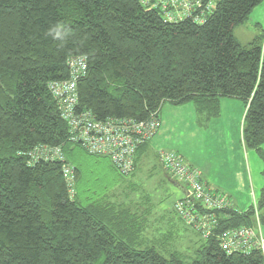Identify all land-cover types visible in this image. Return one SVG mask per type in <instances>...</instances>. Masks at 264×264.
I'll list each match as a JSON object with an SVG mask.
<instances>
[{"label":"trees","instance_id":"16d2710c","mask_svg":"<svg viewBox=\"0 0 264 264\" xmlns=\"http://www.w3.org/2000/svg\"><path fill=\"white\" fill-rule=\"evenodd\" d=\"M262 1L219 0L198 25L168 22L142 0H0V264H263L258 251L226 255L216 240L253 228V208L218 213L206 240L186 227L199 248L184 261L148 246L143 203L79 198L75 151L106 158L70 141L49 87L67 81L68 60L81 57L86 70L74 110L100 122H144L165 103L215 115L220 99L238 100L246 108L244 147L264 160V32L247 48L233 35ZM147 144L136 151L134 169ZM36 147L58 150L63 162L31 163ZM64 165L73 168V196ZM257 207H264V186Z\"/></svg>","mask_w":264,"mask_h":264},{"label":"built area","instance_id":"2783aa9c","mask_svg":"<svg viewBox=\"0 0 264 264\" xmlns=\"http://www.w3.org/2000/svg\"><path fill=\"white\" fill-rule=\"evenodd\" d=\"M146 10L157 11L168 22L190 19L202 25L211 16L219 0H142ZM69 79L65 82L51 83L60 108V116L70 129V141L79 144L88 154L105 157L116 171L123 176L134 169L138 148L149 143L160 127L158 114H151L144 122L126 119L95 120L88 112L75 113L77 103L76 83L84 76L86 63L84 58H71ZM162 170L185 187V195L172 206V212L185 227L194 231L201 239L214 236L217 228V214L233 210L226 196L213 194L204 185L202 173L188 165L180 155L174 152H161L158 155ZM29 160L63 162L58 150H46L36 147L29 154ZM62 175L67 184L69 195L73 196V168L64 165ZM259 223L257 222V226ZM219 247L226 255H247L258 251L263 257L264 240L250 227L233 228L216 236Z\"/></svg>","mask_w":264,"mask_h":264},{"label":"crops","instance_id":"0c3cea01","mask_svg":"<svg viewBox=\"0 0 264 264\" xmlns=\"http://www.w3.org/2000/svg\"><path fill=\"white\" fill-rule=\"evenodd\" d=\"M245 25L264 28V0L252 10ZM191 105H162L159 130L142 149L138 162L149 160L150 164H156L150 165L153 170L157 166L162 170L158 155L161 152L177 153L188 165L202 173V181L211 193L226 196L236 212L244 213L253 208V229L264 240V226L258 222V216L264 218V207L257 211L264 186L261 174L264 160L244 147L242 124L245 106L235 99H220L215 115H210L208 111L198 112ZM178 130L184 132L180 134ZM172 133L177 138H173ZM261 150L264 157V145ZM174 184L181 193L180 199L186 193L185 187L178 182ZM143 204L138 208L147 212V224L149 221L152 224L151 218L157 205L150 199L144 200Z\"/></svg>","mask_w":264,"mask_h":264},{"label":"rangeland","instance_id":"374dc122","mask_svg":"<svg viewBox=\"0 0 264 264\" xmlns=\"http://www.w3.org/2000/svg\"><path fill=\"white\" fill-rule=\"evenodd\" d=\"M263 32L264 28L260 29L253 25L249 27L245 24L234 29L235 39L237 38L236 40L246 48ZM164 105L169 106L168 103ZM183 132L178 130L180 134ZM172 136L177 138L173 133ZM75 153L78 154L79 159L80 180L77 185L79 198H89L92 203L101 200L111 202L117 197L119 201L133 205L142 204L144 200L150 199L157 205V209L152 215V224L149 221L146 229L148 246L154 247L166 258L174 253L184 261L195 258L199 239L171 211L173 203L181 197L180 191L174 184L177 183L176 180L165 176L158 166L153 170L150 165L156 164L155 162L150 164L149 160L138 162L131 175L120 176L112 169L108 159L89 157L81 150H76ZM65 160L72 163L71 158L67 157Z\"/></svg>","mask_w":264,"mask_h":264}]
</instances>
